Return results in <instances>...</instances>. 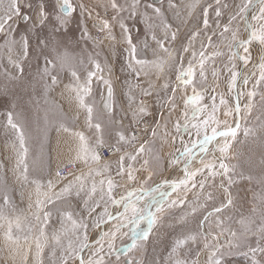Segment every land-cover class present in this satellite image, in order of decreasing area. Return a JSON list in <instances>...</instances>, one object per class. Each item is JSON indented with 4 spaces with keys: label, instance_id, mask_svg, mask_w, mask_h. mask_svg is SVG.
I'll list each match as a JSON object with an SVG mask.
<instances>
[{
    "label": "snow or ice",
    "instance_id": "6c2138e0",
    "mask_svg": "<svg viewBox=\"0 0 264 264\" xmlns=\"http://www.w3.org/2000/svg\"><path fill=\"white\" fill-rule=\"evenodd\" d=\"M78 17L104 33L83 24L82 39L119 46L126 106L107 57L70 50ZM174 20H195L186 41ZM0 81L14 97L11 184L0 162L9 264H148L161 229L162 264H227L245 249L264 264V0H0ZM50 128L69 138L54 166ZM245 181L250 201L234 194Z\"/></svg>",
    "mask_w": 264,
    "mask_h": 264
},
{
    "label": "rangeland",
    "instance_id": "374dc122",
    "mask_svg": "<svg viewBox=\"0 0 264 264\" xmlns=\"http://www.w3.org/2000/svg\"><path fill=\"white\" fill-rule=\"evenodd\" d=\"M89 4L102 2V0H86ZM97 11L101 12V15L103 16V10L97 9ZM183 12V9L181 10ZM199 9H197L196 17H199ZM110 15V13H109ZM169 16L171 18V13H169ZM225 20L227 17L224 18ZM78 21L80 23H78ZM223 22V21H222ZM92 20L88 19L86 17H78L77 20H74L72 25H70V31L66 35L67 42L69 44L70 50L77 56L81 57H87L89 54L95 56L97 53H99V59L102 63L105 61V57H107V62L110 64L113 68L112 73V79L114 81L115 90H116V96H117V108L121 105L126 106L127 105V85L124 83L125 73L121 69V62L123 57L120 55V48L112 47V45L105 41L104 44L100 46L94 45L93 41L82 39L81 38V32L83 24H87L89 31L93 37H100L103 38L104 33H100L96 28H93L92 26ZM131 27H133L134 35L136 34L135 29H143L142 24H136L132 25V22H128ZM195 23V20L189 21L187 25H184L180 23L178 20H174V24L176 26L180 27V33H179V40L180 41H186V38L188 36V33L190 29L192 28L193 24ZM23 28V25H21V29ZM115 34L119 38V28L117 27L115 29ZM140 38L143 39V32L140 33ZM197 47L199 45L197 44ZM149 57H151V52L148 53ZM105 76H107V72H105ZM83 78V77H82ZM131 79V77H128ZM2 82V81H0ZM65 83H68L67 78L64 80ZM62 88V86H61ZM93 90L94 95L99 103L101 100V94H104L105 86L102 82L94 81L93 82ZM221 90H224L223 84H221ZM17 93V95H23L20 93V90L17 88L13 90ZM59 91L60 89H57L55 92L51 94V99L56 100L58 102H62L59 97ZM13 95L10 93L8 95L2 94L0 92V162L4 164V168L7 171V179L9 180V183L11 184L13 182L12 174H11V167H12V151L10 148V144L13 141L14 137L10 130H6L5 128V113L11 108L12 102H13ZM28 97L26 95H23V99L19 100L20 107L23 108L26 112H29V115H32V111H29L32 109V106L27 104ZM258 111L256 113H253V115H257ZM120 115H123V113L117 112V116L119 118ZM82 120L84 119L83 115L81 116ZM128 118L130 119V113L128 114ZM127 123V120L125 121ZM81 125H78V127ZM33 135H38L35 132V125L33 124ZM57 136V132L55 128H50L47 133V140L44 142V150L47 153L48 156L51 157L53 161V166L55 163V158L57 156L58 152H62L65 155L67 154V144L65 141H67L69 138L66 135L61 134L57 140H55ZM240 139H243V136L241 134ZM39 141H37L34 144V148H39ZM58 145V146H57ZM167 151V149H165ZM245 152L248 151L247 148L244 149ZM255 152L259 153V149L255 148ZM18 187V186H17ZM252 185H249L246 181L241 182V184L234 189V194H238L242 201H250L252 192L249 191L250 188H252ZM18 195V193H17ZM23 206V205H22ZM246 208V204H245ZM180 210H177V215H180ZM165 230L161 229V236L159 241H153V243H150L148 246V252L146 260L148 261V264H151L153 259H155L158 264H162L163 258L167 254V248L168 245L171 242V239L168 235L164 234ZM155 235V233H154ZM260 259V254L257 253L255 257H253L250 253L247 252V249L244 251H237L233 255L227 257V264H254L255 261ZM0 264H9L8 259L6 258L5 252L0 248Z\"/></svg>",
    "mask_w": 264,
    "mask_h": 264
},
{
    "label": "crops",
    "instance_id": "0c3cea01",
    "mask_svg": "<svg viewBox=\"0 0 264 264\" xmlns=\"http://www.w3.org/2000/svg\"><path fill=\"white\" fill-rule=\"evenodd\" d=\"M82 121H83V120H82V118H81V124H80V125H82V123H83ZM57 138H58V137L56 136L55 140H57ZM57 146H58V145H57ZM55 159H56V158H55Z\"/></svg>",
    "mask_w": 264,
    "mask_h": 264
},
{
    "label": "bare ground",
    "instance_id": "6f19581e",
    "mask_svg": "<svg viewBox=\"0 0 264 264\" xmlns=\"http://www.w3.org/2000/svg\"><path fill=\"white\" fill-rule=\"evenodd\" d=\"M174 22V21H173ZM104 95H105V97H106V88H105V91H104ZM83 122V121H82Z\"/></svg>",
    "mask_w": 264,
    "mask_h": 264
},
{
    "label": "built area",
    "instance_id": "2783aa9c",
    "mask_svg": "<svg viewBox=\"0 0 264 264\" xmlns=\"http://www.w3.org/2000/svg\"><path fill=\"white\" fill-rule=\"evenodd\" d=\"M107 155V154H106Z\"/></svg>",
    "mask_w": 264,
    "mask_h": 264
}]
</instances>
